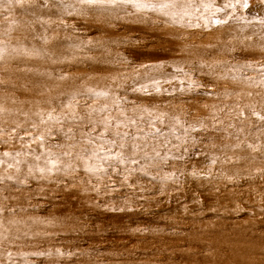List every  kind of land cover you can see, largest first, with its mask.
<instances>
[{
    "label": "snow or ice",
    "instance_id": "snow-or-ice-1",
    "mask_svg": "<svg viewBox=\"0 0 264 264\" xmlns=\"http://www.w3.org/2000/svg\"><path fill=\"white\" fill-rule=\"evenodd\" d=\"M17 5L25 13L35 14L41 10L39 6L25 5L23 0H0V12L4 13L0 16L4 21L0 26V90L5 93L0 95V144L20 142L18 149L0 154V185L5 186V193L13 186L30 187V181L35 180L57 186L56 189L39 188L37 196L47 198L48 192L79 184L84 186L85 194L103 195L112 201H105L103 210L123 212L127 208L131 211L128 197L122 198V206L117 207L111 193L125 186L130 192L134 191L133 176L136 175L153 182L159 180L162 185L177 183L175 163L187 165L192 153L199 158L202 150L197 144L205 138L212 142L215 154L204 153L209 162L207 170L193 166L190 169L193 177L233 188L242 187L237 184V178L247 180L258 176L264 179V15L252 14L250 0H223L222 3L217 0H56L62 30L73 33L76 29L69 28L68 19L88 16L111 23L133 15L142 20L154 15L157 20L153 23L202 31H210L214 26L225 27L233 21L242 22L237 33H229V36L239 41L241 51H247L258 39L261 58L242 64L222 60L213 64L174 65L173 71L166 73L162 71L163 62L132 67L130 61L117 55L114 62L126 67L116 70L119 75L112 77L111 84L103 88L85 84L81 89L58 93L55 98L33 100L28 110L6 106L9 100L16 103L6 94L14 90V86L10 89L2 77L11 76L9 69L13 65L28 68L31 61L46 56L53 63H59L63 56L57 57L56 52L47 47V30L41 37L43 47L29 45L25 39L14 35L17 22L12 9ZM261 7L264 0L257 5L258 9ZM93 43L88 38L86 42H73L70 47L91 52ZM226 47L230 53L237 51L235 43ZM37 74L47 80L68 78V73L63 71L59 76H53L48 70ZM197 75L205 79L211 76L214 84L222 82L226 86L221 92L203 91L204 85L197 81ZM128 80L131 84L124 87ZM117 84L119 86L115 87ZM164 84L173 86L165 88ZM129 90L133 95L148 97L154 94L175 97L177 93L183 96L203 91L206 97L220 103L204 105L207 115L189 120L159 106L131 102ZM233 97L234 102H224ZM13 114L23 119L6 126L5 117ZM217 139L227 143L217 146ZM22 166H26V172ZM167 167L173 170L159 178L150 174ZM16 190L19 191V187ZM216 190L219 192V187ZM7 200V195H0V264H35L38 257H48L52 264H57L58 258L75 255L58 247L41 250L38 241L51 238L46 226L54 221L30 216L22 205L15 207L5 203ZM95 206L100 208L102 204L97 200ZM40 226H45L44 230Z\"/></svg>",
    "mask_w": 264,
    "mask_h": 264
}]
</instances>
